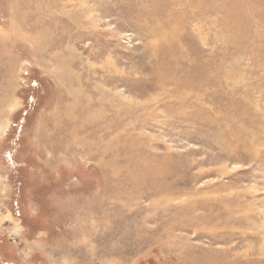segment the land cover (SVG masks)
Wrapping results in <instances>:
<instances>
[{
	"label": "rangeland",
	"instance_id": "1",
	"mask_svg": "<svg viewBox=\"0 0 264 264\" xmlns=\"http://www.w3.org/2000/svg\"><path fill=\"white\" fill-rule=\"evenodd\" d=\"M0 264H264V0H0Z\"/></svg>",
	"mask_w": 264,
	"mask_h": 264
}]
</instances>
